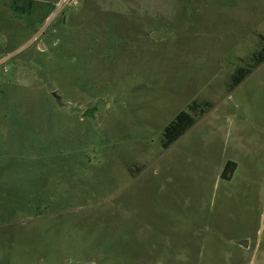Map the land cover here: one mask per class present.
I'll list each match as a JSON object with an SVG mask.
<instances>
[{"label": "rangeland", "instance_id": "rangeland-1", "mask_svg": "<svg viewBox=\"0 0 264 264\" xmlns=\"http://www.w3.org/2000/svg\"><path fill=\"white\" fill-rule=\"evenodd\" d=\"M263 39L264 0H0V264H264Z\"/></svg>", "mask_w": 264, "mask_h": 264}, {"label": "trees", "instance_id": "trees-1", "mask_svg": "<svg viewBox=\"0 0 264 264\" xmlns=\"http://www.w3.org/2000/svg\"><path fill=\"white\" fill-rule=\"evenodd\" d=\"M17 9L22 10V12L27 10L23 6L17 7ZM252 61H254V63L251 64L249 68L240 67L236 70L235 74L232 76L231 89L239 85L244 77L251 72L252 68L259 66L264 61V44L257 50V52L254 53L252 56ZM202 104L205 109L212 106L211 102L208 101H204ZM197 106L198 103L196 101H192L187 105L186 110L179 111L171 120V122L165 126L164 141L162 143L163 148H167L172 142L178 139L189 127L194 124L195 117L193 114H196L195 109ZM205 109L202 108L200 110V115L204 113ZM235 167L236 164L234 162L228 161L222 176L229 177Z\"/></svg>", "mask_w": 264, "mask_h": 264}, {"label": "crops", "instance_id": "crops-1", "mask_svg": "<svg viewBox=\"0 0 264 264\" xmlns=\"http://www.w3.org/2000/svg\"><path fill=\"white\" fill-rule=\"evenodd\" d=\"M263 64H264V61L259 66H257L256 69L262 66Z\"/></svg>", "mask_w": 264, "mask_h": 264}, {"label": "flooded vegetation", "instance_id": "flooded-vegetation-1", "mask_svg": "<svg viewBox=\"0 0 264 264\" xmlns=\"http://www.w3.org/2000/svg\"><path fill=\"white\" fill-rule=\"evenodd\" d=\"M53 96L56 97L57 100H59V96H57V95H55V94H53Z\"/></svg>", "mask_w": 264, "mask_h": 264}]
</instances>
